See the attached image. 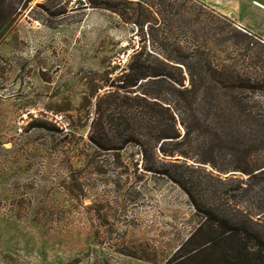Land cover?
<instances>
[{"label": "rangeland", "instance_id": "rangeland-1", "mask_svg": "<svg viewBox=\"0 0 264 264\" xmlns=\"http://www.w3.org/2000/svg\"><path fill=\"white\" fill-rule=\"evenodd\" d=\"M201 10L222 29L215 39L200 30L201 49L264 74L254 64L264 40L249 46L247 29ZM19 11L0 38V264H167L203 217L177 183L145 169L137 145L103 150L90 137L134 54L153 49L152 32L187 53L193 28L167 27L155 14L139 28L137 11L122 16L90 0H31ZM220 176L213 189L238 188L240 208L255 212L258 180Z\"/></svg>", "mask_w": 264, "mask_h": 264}, {"label": "trees", "instance_id": "trees-1", "mask_svg": "<svg viewBox=\"0 0 264 264\" xmlns=\"http://www.w3.org/2000/svg\"><path fill=\"white\" fill-rule=\"evenodd\" d=\"M30 1L0 0V38ZM90 2L122 16L124 7L137 11L133 22L139 28L152 24L155 14L167 27L193 28L195 33L186 53L170 47L167 36L160 40L152 25L154 50L134 54L123 84L100 102L90 137L103 150L137 145L145 169L177 183L203 217L167 264H264V74L216 62L198 43L200 30L211 39L222 30L214 21L217 16L204 18L202 7L226 16L198 0ZM187 8L190 16L183 19ZM241 33L249 46L260 38L249 30ZM254 59L256 66L263 64L264 53ZM209 166L211 172L205 169ZM228 172L258 180L255 212L240 208L238 188L213 189L211 180ZM232 191L237 194L230 195Z\"/></svg>", "mask_w": 264, "mask_h": 264}, {"label": "crops", "instance_id": "crops-1", "mask_svg": "<svg viewBox=\"0 0 264 264\" xmlns=\"http://www.w3.org/2000/svg\"><path fill=\"white\" fill-rule=\"evenodd\" d=\"M264 40V0H198Z\"/></svg>", "mask_w": 264, "mask_h": 264}]
</instances>
